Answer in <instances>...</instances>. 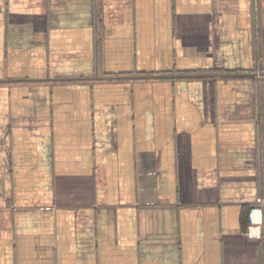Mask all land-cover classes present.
Here are the masks:
<instances>
[{"label": "crops", "instance_id": "1", "mask_svg": "<svg viewBox=\"0 0 264 264\" xmlns=\"http://www.w3.org/2000/svg\"><path fill=\"white\" fill-rule=\"evenodd\" d=\"M261 71L264 0H0V264H264Z\"/></svg>", "mask_w": 264, "mask_h": 264}, {"label": "bare ground", "instance_id": "2", "mask_svg": "<svg viewBox=\"0 0 264 264\" xmlns=\"http://www.w3.org/2000/svg\"><path fill=\"white\" fill-rule=\"evenodd\" d=\"M258 217H259V214L258 213H255L254 214V220L257 221L258 220Z\"/></svg>", "mask_w": 264, "mask_h": 264}, {"label": "trees", "instance_id": "3", "mask_svg": "<svg viewBox=\"0 0 264 264\" xmlns=\"http://www.w3.org/2000/svg\"><path fill=\"white\" fill-rule=\"evenodd\" d=\"M244 219H246V215L244 214ZM245 221V220H244Z\"/></svg>", "mask_w": 264, "mask_h": 264}, {"label": "rangeland", "instance_id": "4", "mask_svg": "<svg viewBox=\"0 0 264 264\" xmlns=\"http://www.w3.org/2000/svg\"><path fill=\"white\" fill-rule=\"evenodd\" d=\"M261 72H264V71H261Z\"/></svg>", "mask_w": 264, "mask_h": 264}, {"label": "built area", "instance_id": "5", "mask_svg": "<svg viewBox=\"0 0 264 264\" xmlns=\"http://www.w3.org/2000/svg\"><path fill=\"white\" fill-rule=\"evenodd\" d=\"M259 75V74H258Z\"/></svg>", "mask_w": 264, "mask_h": 264}]
</instances>
